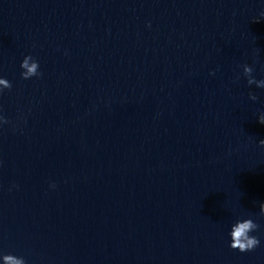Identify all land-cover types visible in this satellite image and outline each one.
Segmentation results:
<instances>
[{"label":"water","instance_id":"water-1","mask_svg":"<svg viewBox=\"0 0 264 264\" xmlns=\"http://www.w3.org/2000/svg\"><path fill=\"white\" fill-rule=\"evenodd\" d=\"M261 13L0 0V264H264V89L242 67L264 79ZM249 218L259 246L232 250Z\"/></svg>","mask_w":264,"mask_h":264},{"label":"clouds","instance_id":"clouds-1","mask_svg":"<svg viewBox=\"0 0 264 264\" xmlns=\"http://www.w3.org/2000/svg\"><path fill=\"white\" fill-rule=\"evenodd\" d=\"M264 16V13H261ZM22 79L28 80L32 77H39L41 73L39 72V64L31 56H26L20 65ZM243 67V75L247 79V84L249 86L255 85L257 88L264 89V79L256 80L253 76V67L245 64ZM12 85L6 79L0 78V91L4 89H11ZM249 98L253 101L257 100L255 94L250 93ZM0 122L8 123V121L0 118ZM258 122L264 125V114H261ZM260 145L264 146V140L260 141ZM260 216L264 217V203L260 205ZM259 225L253 221V219H243L237 220V222L232 226L230 231L231 243L230 247L232 250H238L241 253L253 251L259 246L260 240L251 233L257 231ZM3 264H25V260L20 257H16L11 254L2 256Z\"/></svg>","mask_w":264,"mask_h":264}]
</instances>
